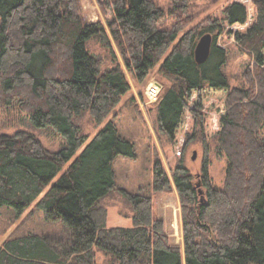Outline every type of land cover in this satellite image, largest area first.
Returning <instances> with one entry per match:
<instances>
[{
  "label": "trees",
  "instance_id": "16d2710c",
  "mask_svg": "<svg viewBox=\"0 0 264 264\" xmlns=\"http://www.w3.org/2000/svg\"><path fill=\"white\" fill-rule=\"evenodd\" d=\"M191 1L171 0L173 10L186 13ZM99 3L105 25L84 20L78 0H0V109L19 105L32 129H49L61 141L50 151L33 132L0 133V207L20 215L35 203L68 236H10L0 243V264H98L97 253L104 264H264V0H226L221 18L180 36L184 25L166 27L168 12L156 0ZM206 32L210 54L197 64L193 50ZM223 35L250 59L238 86L222 72ZM94 41L108 65L91 49ZM122 63L138 82L154 67L170 82L146 106L177 161L170 178L154 158L151 187L174 185L182 245L169 242L142 192L120 189L131 225H106L101 201L116 192L113 163L135 157L108 118L130 90ZM85 115L99 125L90 139L79 124ZM210 138L226 159L221 187L208 173ZM194 141L204 150L196 183L184 164Z\"/></svg>",
  "mask_w": 264,
  "mask_h": 264
},
{
  "label": "rangeland",
  "instance_id": "374dc122",
  "mask_svg": "<svg viewBox=\"0 0 264 264\" xmlns=\"http://www.w3.org/2000/svg\"><path fill=\"white\" fill-rule=\"evenodd\" d=\"M99 1L78 0L80 14L87 22L100 20L105 25V16ZM156 1L164 8L166 13L168 12L164 19L166 27H172L180 22L184 25L183 30L179 32L180 36L186 29L199 22L204 23L215 18H221L220 7L226 0H192L185 11L186 13L174 11L171 0ZM220 44L228 49V56L222 67V72L228 77L229 85L238 86L243 84L244 73H246V69L250 64L248 55L240 51L226 35L222 36ZM113 47L119 58L117 49L114 45ZM91 49L98 54L104 65H108L109 55L107 51L102 49L96 41L92 42ZM122 67L130 84V90L121 97L108 118H114L120 134L133 144L135 157L119 156L113 163L116 192L101 201L107 206L106 225L108 228L129 227L131 225L130 207L119 194L120 189H125L131 193L142 192L150 197L152 214L163 222L164 231L169 242L182 245L181 209L174 185L172 184V189L160 192L153 191L151 187L153 159L158 157L166 173L171 178V170L174 168L177 158L167 138L156 131L154 109L151 110L150 107V110H148L149 106H146L145 103V91L147 85L152 81L159 83L161 87L170 82L157 73L156 67L151 69L148 76L141 82L136 81L131 76L123 63ZM79 124L82 132L88 134V139L99 128V125H95L87 115L80 118ZM17 130L33 132L40 139L42 145L50 151L58 149L61 144L60 138L51 130L32 129L28 125L25 112L20 110L19 105L15 104L10 108H1L0 133H13ZM207 151L208 173L211 182L216 187H221L225 177L226 159L216 147L213 138L209 139ZM193 152H195L194 159L191 158ZM203 155L204 150L199 141L191 143L185 152L184 164L194 176L195 183L199 180ZM46 189L47 187L44 190ZM28 233L43 235L59 242H66L68 237L62 224L47 221L44 214L35 207V203L25 208L20 215H15L9 208L0 207V243L10 236H20ZM96 261L98 264H104L103 255L97 253Z\"/></svg>",
  "mask_w": 264,
  "mask_h": 264
},
{
  "label": "water",
  "instance_id": "95a60500",
  "mask_svg": "<svg viewBox=\"0 0 264 264\" xmlns=\"http://www.w3.org/2000/svg\"><path fill=\"white\" fill-rule=\"evenodd\" d=\"M212 45V35L208 32L203 33L197 40L194 50H193V57L197 64L204 63L211 50ZM192 159L195 158V152H193V155L191 157ZM199 193L202 195V192L199 191ZM203 201V197H200V203ZM199 212V209H198Z\"/></svg>",
  "mask_w": 264,
  "mask_h": 264
},
{
  "label": "built area",
  "instance_id": "2783aa9c",
  "mask_svg": "<svg viewBox=\"0 0 264 264\" xmlns=\"http://www.w3.org/2000/svg\"><path fill=\"white\" fill-rule=\"evenodd\" d=\"M161 85L155 81L150 82L145 91L146 104L155 103L158 99Z\"/></svg>",
  "mask_w": 264,
  "mask_h": 264
},
{
  "label": "bare ground",
  "instance_id": "6f19581e",
  "mask_svg": "<svg viewBox=\"0 0 264 264\" xmlns=\"http://www.w3.org/2000/svg\"><path fill=\"white\" fill-rule=\"evenodd\" d=\"M159 97V96H158Z\"/></svg>",
  "mask_w": 264,
  "mask_h": 264
}]
</instances>
